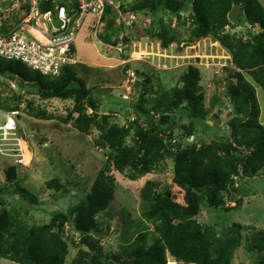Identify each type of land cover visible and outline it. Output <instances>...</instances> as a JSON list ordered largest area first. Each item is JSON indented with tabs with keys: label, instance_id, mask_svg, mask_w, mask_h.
Here are the masks:
<instances>
[{
	"label": "trees",
	"instance_id": "16d2710c",
	"mask_svg": "<svg viewBox=\"0 0 264 264\" xmlns=\"http://www.w3.org/2000/svg\"><path fill=\"white\" fill-rule=\"evenodd\" d=\"M236 4L241 6L242 12L235 19L229 18L228 13ZM50 7L51 2L47 1L41 9ZM131 9H147L151 17L161 10H168L176 17L174 26L161 18L156 26H148V20L144 21L145 32L157 39L162 48L182 41V34H186L188 42L211 37L228 52L234 67L231 77L236 82L229 78L225 82V95L233 108L226 123L234 142L216 131L210 139L205 135L206 129L214 131L215 128L207 123L208 110L203 109L204 97L198 86V71L194 68L180 75L179 85L163 90L157 104L150 108L145 107L144 94H140L132 106L136 118L125 125L112 121L109 113H98V101L90 97L73 66L64 67L57 77H49L20 61L0 57V75L19 77V86L23 85L29 93L61 99L79 96L72 109L76 115L70 116L73 128L83 134L92 129L99 132L96 144L108 150L107 163L114 171L130 170L138 177L151 172L160 161L172 158L174 175L171 183L175 188L173 192L169 189L159 191V181L145 180L139 192L146 207L143 217L154 224L158 238L145 246L143 241L147 234L142 232L129 244L124 257H109L100 244L108 227H99L95 218L114 198L112 178L104 170L98 173L78 202L63 210L50 211L46 224L26 225L6 209L4 195L14 196V204L26 212L37 199L16 181L10 184L17 174L16 165H9L4 169L8 184H0V258L16 264H107L112 258L119 264H166L168 253L181 264H231L233 252L241 245L247 255L244 264H264V238L249 243L245 229L234 226L217 235L197 220L203 206L221 208L227 197L233 199L236 193L246 195L251 187L247 180L264 170V126L258 121L260 109L254 86L264 90V4L261 0H137ZM183 11L189 12V16L183 17ZM111 16V10L107 8L103 17L106 32L102 37L106 42H113L111 37H116ZM15 17L12 15L7 20L14 22ZM247 24L258 25L260 29L252 30ZM236 26L241 29L231 31ZM8 27L1 24L0 31ZM146 82L148 78L144 84ZM86 103L91 112L87 111ZM27 105L30 116L45 118L47 115L44 110L32 111L31 102ZM160 109H163L162 116L153 120ZM218 111L221 113L222 110ZM215 117L221 121L219 114ZM196 121L202 133L189 142ZM176 124L181 125L188 136L184 143L171 133ZM128 137L132 138V144L126 143ZM244 179L247 188L238 184ZM47 185L61 192L67 191L58 178L50 179ZM241 202L240 197L234 206ZM74 234L79 236L77 242ZM68 244L77 247L69 263L66 261ZM253 251L262 252L257 261Z\"/></svg>",
	"mask_w": 264,
	"mask_h": 264
},
{
	"label": "rangeland",
	"instance_id": "374dc122",
	"mask_svg": "<svg viewBox=\"0 0 264 264\" xmlns=\"http://www.w3.org/2000/svg\"><path fill=\"white\" fill-rule=\"evenodd\" d=\"M121 1L123 11H134L136 19L131 26L124 24L123 20L119 27L113 25L116 33V37H111L113 42L102 40L106 32L105 21L98 27L95 35L89 26L82 27L74 41L78 61L73 67L76 75L83 80L90 97L98 101V113H109L112 121L130 124L136 118L132 106L137 103L140 94H144L145 107L150 108L157 104L159 94L163 90L179 85L180 75L194 68L198 71V86L204 97L203 109L208 110L206 120L213 124L215 122L212 118L215 114H219L221 118L219 126L214 127V131L211 128L206 129L205 135L210 139L216 131L234 142L226 123L233 108L225 95V82L227 78L236 82L235 78L231 77L234 67L228 52L211 37L188 42L186 34H182L185 40L162 48L157 39L145 32L144 21L148 20V26H156L159 18L172 19L171 13L161 10L151 17L147 9H131L137 0ZM261 1L264 4V0ZM8 2L0 0V8L7 6ZM0 20L2 21L1 18ZM239 29L241 27L236 26L231 31ZM108 43L116 47L106 46ZM119 43L122 45H118ZM244 76L253 82L247 74ZM146 78L148 82L144 84ZM19 84L20 79L15 75H0V125L10 112L19 113L16 117V131L10 135L14 138L10 142L16 145L17 155L13 158L0 155V184H8L4 169L15 164L17 175L10 184L16 181L20 186L26 187L36 196L37 201L26 212L14 204V196L5 194V207L9 213L22 224H46L50 219V211L63 210L78 202L86 195L98 173L104 170L112 178L111 186L114 192L109 207L95 217L99 227H108L106 235L100 240L105 254L109 257H124V251L129 244L142 232L147 234L143 241L145 246L151 245L158 236L154 224L143 217L146 207L139 192L147 179L159 181V191L169 189L173 192V159L160 161L151 172L138 177L130 170L116 172L107 163L108 150L96 144L99 132L92 129L90 133L83 134L73 128L70 118L76 115L72 109L79 96L76 99L43 97L40 93L27 92L25 87H20ZM254 86L260 109L258 121L264 126V90L256 84ZM28 102H31L32 111H46L45 118L30 116L27 111ZM85 105L87 111L91 112L89 104ZM219 109L222 110L221 113ZM161 111L163 109H160V113H155L152 119L159 120L163 114ZM171 133L183 143L188 137L178 124L172 126ZM201 133L199 122L196 121L194 135L188 137L189 142ZM126 143L132 144V138L128 137ZM52 178H58L60 183L66 185L67 191L49 188L47 182ZM244 181L245 179L240 180L238 184H244L247 188ZM247 182H250L251 187L246 195L236 193L233 194V199L227 197L221 208L203 206L199 210L197 220L209 226L217 235L222 230L234 226L237 229H245L249 243L264 238V170ZM178 196L182 197L181 194ZM240 197L242 202L235 207V200ZM233 206L234 209L229 210ZM65 228L67 230L68 226ZM74 237L77 242L79 236L74 234ZM82 247L86 249V246ZM68 250L67 263L75 256L77 247L68 244ZM253 252L254 254H249L252 253L257 261L262 252ZM246 258V253L239 245L233 252L231 264H244ZM173 259L167 253L166 264ZM109 261L119 264L113 258ZM0 264L16 263L0 258Z\"/></svg>",
	"mask_w": 264,
	"mask_h": 264
},
{
	"label": "built area",
	"instance_id": "2783aa9c",
	"mask_svg": "<svg viewBox=\"0 0 264 264\" xmlns=\"http://www.w3.org/2000/svg\"><path fill=\"white\" fill-rule=\"evenodd\" d=\"M4 1L9 2L7 6L0 8V26L6 24L9 27L0 31V57L20 61L31 70L49 77H57L64 67L77 63L74 46L77 32L82 27L89 26L95 35L98 27L104 23L107 8L112 13L110 20L118 27L123 23L121 20L131 26L136 19L134 11H123L121 0ZM47 1L51 2V7L42 10L41 6ZM12 15H16L14 22L7 20ZM119 37L122 38V35L119 34ZM106 46L116 47L112 43ZM17 113L10 112L4 124L0 125L1 154L17 155L16 145L10 142L14 139L10 135L15 133L14 116Z\"/></svg>",
	"mask_w": 264,
	"mask_h": 264
},
{
	"label": "water",
	"instance_id": "95a60500",
	"mask_svg": "<svg viewBox=\"0 0 264 264\" xmlns=\"http://www.w3.org/2000/svg\"><path fill=\"white\" fill-rule=\"evenodd\" d=\"M186 7V4L184 5V8ZM242 12V8H241V6L239 5V4H236V5H234L232 8H231V10L229 11V13H228V17L229 18H232V19H235V18H237L238 17V15L240 14ZM212 120L215 122V123H211L210 121H207V123L209 124V125H212L213 127H218L219 126V124H218V121H219V119L218 118H216V117H214V118H212ZM107 264H114V262L113 261H109Z\"/></svg>",
	"mask_w": 264,
	"mask_h": 264
},
{
	"label": "clouds",
	"instance_id": "9594fccd",
	"mask_svg": "<svg viewBox=\"0 0 264 264\" xmlns=\"http://www.w3.org/2000/svg\"><path fill=\"white\" fill-rule=\"evenodd\" d=\"M185 8H186V7H185ZM166 11H167V10H166ZM167 12H168V11H167ZM168 13H169V12H168ZM189 14H190V13L187 12V11H186V12H185V11L182 12L183 17H185V18L188 17ZM171 15H172V14H171ZM172 16H173L172 19L169 18V19L167 20V18H165V17H163V18H161V19H163L164 22H169V21L171 20V21H170V24H171V26H174V25L176 24L177 20H176V17H175L174 15H172ZM165 19H166L167 21H165ZM173 20H175V23H174V24H173ZM248 25H250V24H247V26H248ZM249 28H251L252 30H255V31H258V30L260 29V28L258 27V25H255V26H251V25H250ZM18 114H19V113H17V114L14 116L15 126H16V117H17ZM8 116H9V114H8ZM8 116H7V117H8ZM7 117H6V119H7ZM216 118H217V117H216ZM6 119H5V121H6ZM5 121H4V122H5ZM218 122H219V121H218ZM3 124H4V123H3ZM218 124H219V123H218ZM15 131H16V129H15ZM0 155H1V156H5V157H9V158H13V157H14V156H10V155H4V154H1V153H0Z\"/></svg>",
	"mask_w": 264,
	"mask_h": 264
},
{
	"label": "bare ground",
	"instance_id": "6f19581e",
	"mask_svg": "<svg viewBox=\"0 0 264 264\" xmlns=\"http://www.w3.org/2000/svg\"><path fill=\"white\" fill-rule=\"evenodd\" d=\"M174 261H176L175 259H173L172 261H169V263L167 262V264H174L175 262ZM174 262V263H173Z\"/></svg>",
	"mask_w": 264,
	"mask_h": 264
}]
</instances>
